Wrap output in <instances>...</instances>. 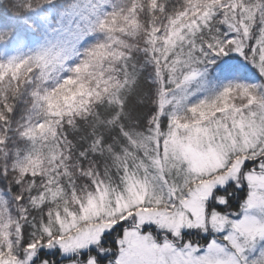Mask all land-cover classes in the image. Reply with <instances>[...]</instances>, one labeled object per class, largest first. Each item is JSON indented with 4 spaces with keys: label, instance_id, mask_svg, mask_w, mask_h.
Wrapping results in <instances>:
<instances>
[{
    "label": "snow or ice",
    "instance_id": "6c2138e0",
    "mask_svg": "<svg viewBox=\"0 0 264 264\" xmlns=\"http://www.w3.org/2000/svg\"><path fill=\"white\" fill-rule=\"evenodd\" d=\"M0 264H264V0H0Z\"/></svg>",
    "mask_w": 264,
    "mask_h": 264
}]
</instances>
